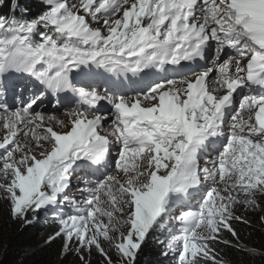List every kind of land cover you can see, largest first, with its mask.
Segmentation results:
<instances>
[{
  "label": "snow or ice",
  "instance_id": "6c2138e0",
  "mask_svg": "<svg viewBox=\"0 0 264 264\" xmlns=\"http://www.w3.org/2000/svg\"><path fill=\"white\" fill-rule=\"evenodd\" d=\"M8 10L10 217L28 226L53 213L46 243L59 239L76 264H136L154 234L172 264H227L216 246L244 247L234 222L251 223L237 207L264 211V0H41L37 14L8 0Z\"/></svg>",
  "mask_w": 264,
  "mask_h": 264
},
{
  "label": "trees",
  "instance_id": "16d2710c",
  "mask_svg": "<svg viewBox=\"0 0 264 264\" xmlns=\"http://www.w3.org/2000/svg\"><path fill=\"white\" fill-rule=\"evenodd\" d=\"M32 14L41 11V0H24ZM9 14L8 0H0V15ZM264 206V198L260 200ZM264 213V211H263ZM250 224L234 222L239 234L240 249L217 245L220 258L227 264H264V225L258 217H247ZM56 224L51 214L41 212L35 223L24 226L20 221L13 220L8 212V204L0 201V264H76L75 258L70 256L66 260L60 257L59 239L51 244L46 243L47 237L53 232ZM232 239L230 235L225 236ZM233 243L236 241L233 240ZM256 249L257 254L251 255L247 249ZM163 245L156 242V235H152L139 253L136 264H168L166 256L162 255ZM98 257L93 256V264H97Z\"/></svg>",
  "mask_w": 264,
  "mask_h": 264
},
{
  "label": "rangeland",
  "instance_id": "374dc122",
  "mask_svg": "<svg viewBox=\"0 0 264 264\" xmlns=\"http://www.w3.org/2000/svg\"><path fill=\"white\" fill-rule=\"evenodd\" d=\"M63 111V110H62ZM59 114V113H57ZM62 118V117H61ZM92 179H95L94 177H92ZM75 183V181H74ZM69 196H74V195H77V190L75 188H73L71 191H69L68 193ZM65 211H67V208L65 209ZM236 212L237 214L239 215H243L245 216L246 218L247 217H259L261 215H264L263 211L261 210H257L256 212H248V211H245L242 207L238 206L237 209H236ZM48 214H51V216L53 217L54 214L53 213H48ZM167 261H168V264H172V261H171V258L170 257H166Z\"/></svg>",
  "mask_w": 264,
  "mask_h": 264
},
{
  "label": "bare ground",
  "instance_id": "6f19581e",
  "mask_svg": "<svg viewBox=\"0 0 264 264\" xmlns=\"http://www.w3.org/2000/svg\"><path fill=\"white\" fill-rule=\"evenodd\" d=\"M59 115V114H58Z\"/></svg>",
  "mask_w": 264,
  "mask_h": 264
}]
</instances>
